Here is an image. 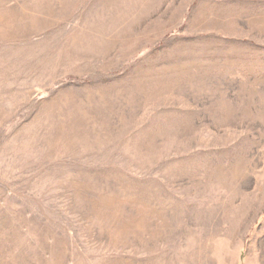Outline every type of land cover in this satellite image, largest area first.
<instances>
[{
	"label": "rangeland",
	"instance_id": "1",
	"mask_svg": "<svg viewBox=\"0 0 264 264\" xmlns=\"http://www.w3.org/2000/svg\"><path fill=\"white\" fill-rule=\"evenodd\" d=\"M0 264H264V0H0Z\"/></svg>",
	"mask_w": 264,
	"mask_h": 264
}]
</instances>
